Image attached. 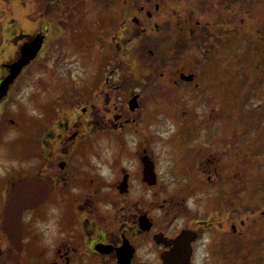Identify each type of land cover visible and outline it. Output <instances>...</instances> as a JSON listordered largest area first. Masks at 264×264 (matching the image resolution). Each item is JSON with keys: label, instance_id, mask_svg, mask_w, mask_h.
Here are the masks:
<instances>
[{"label": "flooded vegetation", "instance_id": "1", "mask_svg": "<svg viewBox=\"0 0 264 264\" xmlns=\"http://www.w3.org/2000/svg\"><path fill=\"white\" fill-rule=\"evenodd\" d=\"M0 2V264H264V125L236 131L263 80L235 63H263L264 0ZM71 14L102 52L63 75Z\"/></svg>", "mask_w": 264, "mask_h": 264}, {"label": "rangeland", "instance_id": "2", "mask_svg": "<svg viewBox=\"0 0 264 264\" xmlns=\"http://www.w3.org/2000/svg\"><path fill=\"white\" fill-rule=\"evenodd\" d=\"M6 12L7 7L5 3L0 2V14H6ZM17 14H20V10L17 11ZM88 16L90 15L88 14L85 18H82V14H71V16L67 18L66 23L62 26V32H64V35H62V41L65 44H62L60 46L59 59L62 60V64L58 66L59 74H83L82 71H85L86 69H88L89 71H93L98 63V59H100L102 51L99 50L100 46L95 42V34L93 33L92 27L89 24ZM69 36L71 37L72 42L75 46L74 56L69 55L72 52L67 45V37ZM241 49L243 48L241 47ZM252 58L253 56H243L241 55V53L235 57L237 71V91H250L251 88H249V83H252L254 81V84L257 77L260 79V76L263 81L258 80L259 84L257 86V90H260L262 87L264 88V60L260 67H256V64L254 62L251 63L253 61ZM261 71H263L262 74ZM28 72L29 76H35L36 74H38L36 66H34V68H29ZM204 74L208 75L212 74V72H209L208 68H206ZM252 79L253 81L249 82ZM242 100L243 99H239L237 102L240 103L242 102ZM214 101L215 98L211 99L209 102L213 103ZM260 101V98L252 99L248 108H245L243 104L240 105L241 107L238 110L236 116V131L238 138L255 139L254 133L256 132V130H262V125H264V109L262 111L261 108L258 109L259 106L257 105ZM262 106L264 107V103ZM251 112H253V115L250 117V123L247 125V121L243 118V113L246 114ZM220 114L223 116V118H227L228 110L222 108L220 109ZM245 125H247L245 128H241ZM245 131H249L250 135H242V133ZM253 143L263 144L264 135L262 137L261 135H258L257 143ZM253 163L255 162L253 161Z\"/></svg>", "mask_w": 264, "mask_h": 264}, {"label": "water", "instance_id": "3", "mask_svg": "<svg viewBox=\"0 0 264 264\" xmlns=\"http://www.w3.org/2000/svg\"><path fill=\"white\" fill-rule=\"evenodd\" d=\"M40 45H41L40 41L36 39L35 41L26 44L22 48L21 56L18 59V61H16L15 63L9 66L10 75L2 83L3 89H5L7 85L13 81V79L21 72L24 66H26L32 59L35 58L36 54L40 49ZM6 220L7 221L9 220V216L7 212H5L4 224H6Z\"/></svg>", "mask_w": 264, "mask_h": 264}]
</instances>
